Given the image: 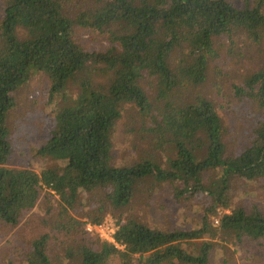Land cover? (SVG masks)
I'll list each match as a JSON object with an SVG mask.
<instances>
[{"label": "trees", "instance_id": "trees-1", "mask_svg": "<svg viewBox=\"0 0 264 264\" xmlns=\"http://www.w3.org/2000/svg\"><path fill=\"white\" fill-rule=\"evenodd\" d=\"M263 1L237 8L228 0H4L0 223L17 224L45 189L57 196L56 228L86 234L93 231L85 227L101 224L107 211L125 208L144 183H169L175 199L208 194L212 203L198 225L167 230L119 217L114 242L96 236L69 246L64 264H107L113 257L120 264H209L215 239L239 243L246 237L264 244V213L256 207H231L215 226L210 220L217 207H230L232 178L264 181V119L250 144L230 155L215 104L197 89L220 55L221 38L233 44L239 35L253 43L264 37ZM75 27L105 34L112 46L85 50L74 38ZM38 72L48 79L53 124L36 152L61 164L35 171L8 165L12 146L6 121L15 106L13 94ZM244 85L235 92L264 105V67ZM125 103L146 118L149 149L134 163L118 166L112 132ZM210 170L219 177L206 183L204 173ZM84 195L96 207L81 220L71 212L83 206ZM204 236L193 252L187 250ZM48 239L46 233L34 238L23 264H54Z\"/></svg>", "mask_w": 264, "mask_h": 264}, {"label": "rangeland", "instance_id": "rangeland-1", "mask_svg": "<svg viewBox=\"0 0 264 264\" xmlns=\"http://www.w3.org/2000/svg\"><path fill=\"white\" fill-rule=\"evenodd\" d=\"M228 1L237 8L257 2V0ZM3 3L4 0H0V20ZM69 6L70 10L75 12L73 4ZM262 10L264 11V1ZM74 38L89 52L104 51L112 46L105 34L81 27L74 28ZM221 40L220 55L210 63L207 78L197 89L215 104L222 124V138L226 151L230 155H235L250 144L254 127L264 119V105H259L254 97L242 96L235 92V88L245 87L244 81L247 77L264 67V37L259 43H253L241 35L234 38L233 44L225 37ZM143 86L150 94V88L145 84ZM47 90L48 79L43 73L38 72L13 94L15 106L9 110L6 121L12 146L8 160L10 167H29L35 171L42 167H60V162L40 156L36 152L49 136L53 124L47 102ZM146 127V118L139 113L137 107L132 103H125L112 132V155L115 165L132 164L149 149L145 137ZM218 177L217 171L210 170L204 173L206 183ZM47 193L48 191L43 189L36 205L24 212L17 224L0 223V264L25 263V254L30 248L31 241L43 233L49 237L47 254L52 262L67 263L66 250L69 246L74 248L82 242L90 243L96 236L102 240L106 239L109 232L116 229L119 217L133 216L155 228L190 229L198 225L212 203L206 193H187L182 198L175 199L169 183L153 185L146 182L139 187L125 208L105 213L101 228L93 230L91 234L77 235L56 228L57 196L51 195L53 192L49 195ZM228 194L230 207H217V214L210 217L212 225H217L215 220L219 215L235 206H242L246 210L256 207L264 213L263 180L232 178ZM83 202V206L77 205L76 211L71 212L81 220L85 219L87 210H94L96 207L86 195L83 196ZM206 239L204 236L197 244L188 245L187 250L193 252L197 245ZM214 242L209 264H264V244L246 237L239 243L233 242L232 239H215ZM107 264L120 262L117 257H113ZM161 264H171V261H164Z\"/></svg>", "mask_w": 264, "mask_h": 264}, {"label": "built area", "instance_id": "built-area-1", "mask_svg": "<svg viewBox=\"0 0 264 264\" xmlns=\"http://www.w3.org/2000/svg\"><path fill=\"white\" fill-rule=\"evenodd\" d=\"M215 222L217 223V220H215ZM102 227V225L101 224H99V225H87L86 227H85V229L87 230V231H93V230H95V229H98V228H101ZM100 233V232H99ZM113 230L112 231H110L109 232V234L106 236V239L108 240V241H110V242H114V240H113V237H112V235H113Z\"/></svg>", "mask_w": 264, "mask_h": 264}]
</instances>
